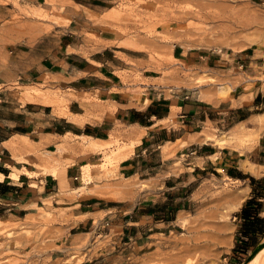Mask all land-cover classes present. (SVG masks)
Listing matches in <instances>:
<instances>
[{"label": "crops", "instance_id": "1", "mask_svg": "<svg viewBox=\"0 0 264 264\" xmlns=\"http://www.w3.org/2000/svg\"><path fill=\"white\" fill-rule=\"evenodd\" d=\"M73 28L0 51V86H49L66 95L94 97L91 106L69 101L71 113L90 117L80 124L61 115L54 105L12 101L6 89L0 90V173L4 175L0 220H23L39 208L51 210V201L55 209H69L73 221L68 227L65 221L55 226L64 234L51 243L48 264H66V245L77 248L87 240V258L74 264H129L132 250L177 230L180 215L195 208V195L206 180L228 178L248 190L237 211L234 247L226 263L240 264L264 241V174L245 168L247 161L264 166V133L245 149L231 131L264 127V46L232 54L176 47V59L233 78L232 96L218 100L213 95L209 101L198 87L157 85L160 77L147 73L145 51L122 45L96 47L77 26ZM100 38L108 40L107 35ZM117 128L143 133L133 154L119 163L117 183L129 185L89 187L73 195L85 186L81 171L85 160L72 149L60 153L63 137L72 133L76 140H107L118 133ZM205 132L227 136L231 143L221 147L205 141ZM17 135L33 141L35 151L16 154L10 144ZM74 156L79 159L67 166L62 180L43 174L42 159L64 162ZM25 170L37 176L30 177ZM104 240L106 249L93 253Z\"/></svg>", "mask_w": 264, "mask_h": 264}, {"label": "rangeland", "instance_id": "2", "mask_svg": "<svg viewBox=\"0 0 264 264\" xmlns=\"http://www.w3.org/2000/svg\"><path fill=\"white\" fill-rule=\"evenodd\" d=\"M75 2L79 4V8L77 5L73 6ZM68 4L78 9V12H67L63 7ZM43 8L45 15L40 18L35 13ZM64 10L66 13L63 12ZM114 10L126 11V13H121L118 19H113L110 14ZM207 16L212 17L209 19ZM171 17L174 18L173 21ZM180 17H182L181 21L178 20ZM73 25L78 27L76 30L85 40L94 42L96 47L122 45L145 51L147 73L160 77L155 80L157 85L198 87L202 96L211 101L214 99L213 95L218 98L220 92L234 90L233 78L207 69L191 67L186 62L173 57L175 48L232 54L247 47L264 46V0H55L52 7L46 5V0H0V51L15 43H34L42 37L61 34L66 29H74ZM180 25L186 26L188 31L181 30V27H178ZM198 27L205 28L207 33L202 34L204 33L202 30L198 32ZM102 35H107L108 40L101 39ZM129 38L130 40L136 38L133 40L135 42L131 44ZM201 44L200 47L195 46ZM159 68L163 71H157ZM212 78L216 80L215 83L212 82ZM138 80L139 78L136 77L135 81ZM34 87L49 96L67 94L49 86H25L20 83H12L7 87L0 86V90L6 89L8 98L12 101L17 100L23 104L28 101L42 102L43 100H27L24 97V91ZM28 140L29 146L21 148L16 143L17 135L10 146L16 154L34 152L35 143L29 138ZM119 140V143L111 148L95 153L78 148L76 145L79 140L76 139L72 142L73 146L61 147L62 143L59 145L61 154L72 149L75 156L85 160L81 163L82 180L85 185L82 187L83 192L89 187L93 189L101 185L111 189L129 185L128 182L117 183L120 161L115 160L113 155L115 150L129 142L124 136H119ZM91 155L97 156L93 159ZM75 156L65 159L64 162L57 158L42 159L44 171L48 169L47 167L57 165L58 169L61 168L58 178L62 180L67 166L78 161L79 158ZM92 162L96 164L92 165L91 178L87 179L83 167ZM30 173H33V175L27 173L30 177L37 176L36 172ZM12 176L17 179L19 174L14 172ZM241 187V183L228 178L206 180L195 195V208L187 213L189 223L186 226L179 224L173 233L155 236L147 247L132 250L128 258L129 264H226L234 247L239 209L233 211L225 222L227 235L225 241L215 244L208 232L210 228L208 221L210 217L213 218L215 211L211 201L217 194H228ZM73 195L79 194L73 191ZM49 204L51 210L39 208L37 214L23 220H0V264L50 262L49 251L53 249L51 243L64 234L63 230H58L55 226L65 221L68 227L73 218L69 214V209H55L51 201ZM229 206L227 204L224 210L229 209ZM224 210L221 211V215ZM217 216L219 218V214ZM88 243L87 240L77 248L70 244L66 245L65 250L68 255L66 264L85 260L88 250L84 251V248ZM107 243L106 240L100 242L93 253L105 250ZM202 244L209 246V257L204 255V252L207 254L208 252ZM254 250L245 256L240 264H247Z\"/></svg>", "mask_w": 264, "mask_h": 264}, {"label": "bare ground", "instance_id": "3", "mask_svg": "<svg viewBox=\"0 0 264 264\" xmlns=\"http://www.w3.org/2000/svg\"><path fill=\"white\" fill-rule=\"evenodd\" d=\"M54 2H55V0H46V5L52 7V6H54ZM75 3L76 4L73 5V6L77 5L78 8H79V4L77 2H75ZM64 6H66V7H63V5H62V7L65 10H67V12H71V13H77L78 12V9H76L75 7L73 8L72 5L70 6V4L64 5ZM65 10L63 12H65ZM124 12L126 13V11L120 12L119 10H114L110 14V16L113 19L114 18L118 19L121 16V13L123 14ZM60 13H62V12H60ZM35 14L39 15L40 18H41V17H43L45 15V9L43 8L42 10H39ZM130 16H131V11H130ZM202 17H203V15H202ZM207 17L210 19V17H212V16H210V17L207 16ZM181 18L182 17H180L178 20L181 21ZM125 19H127V18H125ZM157 19H159V18H157ZM171 19H172V17H171ZM173 19H172V21H173ZM123 20H124V18H123ZM160 21L162 23V20H160ZM144 22L146 23V21H144ZM158 23H159V21H158ZM193 23H194V21H193ZM125 24H127V23H125ZM108 25H109V22H108ZM192 25H195V24H192ZM113 26L114 25H112V27ZM116 26H118V25H115V27ZM119 26L118 27L120 29L121 25L119 24ZM201 26H202V24H201ZM178 27H181V30L188 31L186 26L180 25ZM203 27H198L197 28L198 32H199V30H202L204 32L202 34H206L207 31L205 30V28L203 29ZM167 28H170V27H167ZM175 28H177V27H175ZM116 29H118V28H116ZM122 30H123V28H122ZM202 38H204V37H202ZM135 39H131L130 40V38H129V40L132 41L131 44H133V42H135V41H133ZM201 42H202V40H201ZM205 43H206V41H205ZM195 46L196 47H200V46H202V44L201 45H195ZM173 57H175V56L173 55ZM154 68L156 69V67H154ZM160 70H162V68L157 69V71H160ZM212 82L215 83L216 80L214 78H212ZM232 95H233V91L224 90V91L220 92L217 95V97H218L217 99L221 100V99L227 98V97L232 96ZM24 97L27 100H39V101L43 100L44 102L48 103L49 105H54L55 107H58L59 113L61 115L65 116V117H68L70 120H72L74 122H77V123H80V124H83L84 122L89 121L90 117H88V116H80V115L71 113L68 110L69 101L71 99H77V100L81 101L84 106H88V105H90L93 102V98H94V97L92 98L91 96H87V95L86 96H81V95L76 94L75 92H73L71 94H68V95H64V96L63 95H54V96L50 95L49 96L47 93H44L42 90H40V89H38L36 87L30 88V89H27V91H24ZM245 99H247V101H248V97H245ZM103 108H104V105H103ZM103 108H102V110H103ZM90 110H89V113H90ZM109 110H112V109H109ZM261 118H262V121L264 122V114L261 115ZM125 130L126 129H124L122 132H118V128H117V132L118 133H116V132L111 133L110 138L107 139V140H96V139H93V138H90V137H81L82 140H79V142L77 143L76 146L78 148H80L81 150L88 151V152H93V153L102 152V151H104V150H106L108 148H111L115 144L119 143V141H120L119 140V136H124L125 138H127L129 140V142L126 143L124 146H120L117 150H115V152H114L115 154L113 155V158L115 160L117 159L118 161L121 162L122 160L130 157L133 154L136 144L141 140V136L143 135L142 131H140V133L136 134L132 130L131 131H125ZM263 133H264V127L260 128L259 130H248L247 128L241 126V127H236L234 129H232V131H231L232 138L239 141V144H237V145L241 146V147H244L245 149L252 148V146H254L258 142L259 137ZM205 134H206L205 139H204L205 141L217 142V144H219L221 147L231 143L230 139L227 136L219 137V136H216L215 134H213L211 132H205ZM76 138H78V136H75L72 133L67 134L66 136L63 137V142L61 144V147H65L67 145L73 146L72 142ZM16 143H18L21 148H26L30 144V142H29V140H28L26 135H18V141ZM185 144H186V142L182 143L183 146ZM93 164L95 165L96 162L89 163V164H87V165H85L83 167L84 168L83 169L84 170V174H85V177L87 179L91 178V173H92L91 167H92ZM71 165H73V164H71ZM47 168L48 169H46L43 172L44 175L49 172L53 176L58 177L60 172H61V168L58 169L57 165H52L51 168H49V167H47ZM100 168H101V166H100ZM245 168L251 170L256 175L264 174V166H255V165H253V164H251V163H249L247 161L245 163ZM27 173H29V175H33V173H30V172H27ZM3 177H4V175L0 173V180L3 179ZM74 191H76V193H78V194H81L83 192V188L80 187V188H78V189H76ZM247 191H248L247 189L246 190H244V189H239L238 190L237 189L236 191L228 193V194H217L213 198V200L211 201L214 204L215 211L213 212L214 213L213 218L210 217L211 221L210 220L208 221V223L210 225V228H208V232H210L212 240H213V242L215 244H219V243L225 241L226 236H227L226 233H225L226 232V224H225V222H226L227 219H229L230 214L233 211L238 210V209L241 208L245 198L247 197V194H248ZM227 204L230 205L229 209L224 210L225 207L227 206ZM222 210H224V212H222V215H221V211ZM217 214H219V218H218ZM217 218H218V220H217ZM178 222H179L180 225L186 226L189 223L188 215L182 213L180 215V217H179ZM209 237H210V235H208V238ZM176 240H178V239H176ZM177 243L178 242H176V244ZM202 245H203V247H206V246H204L205 244H202ZM206 248H207V250L206 249H204V250H206L208 252V254L206 252H204V250H203V252L205 253L204 254L205 256L207 255V257H209V251H208L209 250L208 249L209 246L206 247ZM261 262H262V264H264V241L262 243V246H261L260 250L255 255L252 256V258L247 262V264H260Z\"/></svg>", "mask_w": 264, "mask_h": 264}, {"label": "water", "instance_id": "4", "mask_svg": "<svg viewBox=\"0 0 264 264\" xmlns=\"http://www.w3.org/2000/svg\"><path fill=\"white\" fill-rule=\"evenodd\" d=\"M261 246H262V244H260V245H259V246L253 251V253H252V255H250L248 261L252 258L253 255H255V254L260 250Z\"/></svg>", "mask_w": 264, "mask_h": 264}]
</instances>
